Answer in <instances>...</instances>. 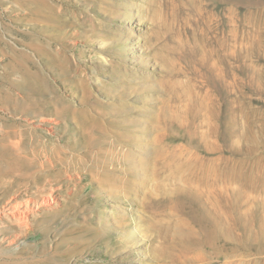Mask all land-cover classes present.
<instances>
[{
    "label": "rangeland",
    "instance_id": "rangeland-1",
    "mask_svg": "<svg viewBox=\"0 0 264 264\" xmlns=\"http://www.w3.org/2000/svg\"><path fill=\"white\" fill-rule=\"evenodd\" d=\"M0 264H264V0H0Z\"/></svg>",
    "mask_w": 264,
    "mask_h": 264
},
{
    "label": "bare ground",
    "instance_id": "bare-ground-1",
    "mask_svg": "<svg viewBox=\"0 0 264 264\" xmlns=\"http://www.w3.org/2000/svg\"><path fill=\"white\" fill-rule=\"evenodd\" d=\"M130 18H132V17H130Z\"/></svg>",
    "mask_w": 264,
    "mask_h": 264
}]
</instances>
